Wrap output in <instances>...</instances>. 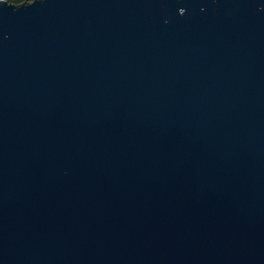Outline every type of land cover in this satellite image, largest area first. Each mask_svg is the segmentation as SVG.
<instances>
[{"label":"water","instance_id":"95a60500","mask_svg":"<svg viewBox=\"0 0 264 264\" xmlns=\"http://www.w3.org/2000/svg\"><path fill=\"white\" fill-rule=\"evenodd\" d=\"M34 2L0 0V264H264V0Z\"/></svg>","mask_w":264,"mask_h":264},{"label":"clouds","instance_id":"9594fccd","mask_svg":"<svg viewBox=\"0 0 264 264\" xmlns=\"http://www.w3.org/2000/svg\"><path fill=\"white\" fill-rule=\"evenodd\" d=\"M37 2L43 4V3H44V0H35V2H34L32 5H35ZM12 3H13V0H8L7 5H8V6H11ZM32 5H30V6H32ZM14 8H15V7H14Z\"/></svg>","mask_w":264,"mask_h":264},{"label":"trees","instance_id":"16d2710c","mask_svg":"<svg viewBox=\"0 0 264 264\" xmlns=\"http://www.w3.org/2000/svg\"><path fill=\"white\" fill-rule=\"evenodd\" d=\"M23 1H25V0H13V3H20V2H23Z\"/></svg>","mask_w":264,"mask_h":264}]
</instances>
